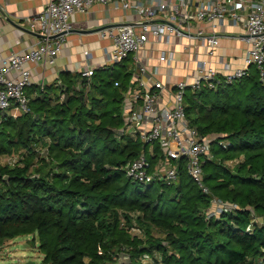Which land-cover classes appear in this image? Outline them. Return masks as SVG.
<instances>
[{
	"label": "trees",
	"instance_id": "trees-1",
	"mask_svg": "<svg viewBox=\"0 0 264 264\" xmlns=\"http://www.w3.org/2000/svg\"><path fill=\"white\" fill-rule=\"evenodd\" d=\"M127 75L120 61L93 70L89 85L81 78L76 89L68 78L28 95L27 113L0 111V158L16 154L0 159V246L28 236L40 264H264V83L256 67L185 91L190 125L214 137L202 165L208 192L183 159L175 182L126 176L140 153L149 161L159 151L154 143L148 159L136 133L113 130L124 124ZM213 199L235 207L215 209Z\"/></svg>",
	"mask_w": 264,
	"mask_h": 264
},
{
	"label": "built area",
	"instance_id": "built-area-1",
	"mask_svg": "<svg viewBox=\"0 0 264 264\" xmlns=\"http://www.w3.org/2000/svg\"><path fill=\"white\" fill-rule=\"evenodd\" d=\"M118 3L128 10L134 21L111 24L99 28V38L111 40L109 61L115 64L133 55L151 38L168 42L171 37L187 40L184 50L190 51V42L206 46L213 55L222 37L229 34L219 31V24L241 25L243 32L237 38L245 44L241 67L226 74L211 64L194 56V76H185L173 84L171 106L159 107L158 96L165 84L156 77L160 67L171 73L175 60L166 51L157 56L158 64L147 68L138 60L130 87L123 91L122 116L124 124L118 134H137L150 148L156 143L161 152L162 168L149 170L150 163L145 153H140L125 168V174L133 181L147 183L156 179L175 182L178 179V161L184 160L187 174L203 191L202 165L210 156L213 136L200 137L190 125L185 113L184 97L187 88L199 89L202 85L215 88L224 81L231 82L247 73L251 65L258 70L264 83V0H49L42 10L27 20V27L37 32L40 40L27 48L0 58V111L12 117L30 111V97L26 89L31 85L28 64L39 61L54 63L60 53L67 33L72 29L71 17L76 11L86 12L94 3ZM208 24V29L203 25ZM227 68L228 64L223 63ZM93 70L80 72V79L89 85ZM115 85H118L115 82ZM79 88V84L75 87ZM63 96H60L62 99ZM14 161L15 155L8 156ZM11 161V162H13ZM236 162L230 161V163ZM215 209L233 204L213 199ZM129 232L140 235L141 230L133 226Z\"/></svg>",
	"mask_w": 264,
	"mask_h": 264
},
{
	"label": "crops",
	"instance_id": "crops-1",
	"mask_svg": "<svg viewBox=\"0 0 264 264\" xmlns=\"http://www.w3.org/2000/svg\"><path fill=\"white\" fill-rule=\"evenodd\" d=\"M48 1L0 0V58L12 52L26 50L40 40L39 34L30 30L26 24L27 20L39 13ZM134 20L135 16L115 2H94L86 12L76 11L71 17L72 29L67 33L63 47L54 63L39 61L28 64L32 85L31 88H27L28 95L32 97L40 91H53V86L63 85L64 80L68 78L76 80L75 84H79L80 78L74 76L80 74L82 70H95L116 65L109 61L111 40L99 38L97 30L107 25ZM203 25L208 29V24ZM218 29L229 34L230 37L221 38L213 55L208 54L206 46H200L197 42H190V51L187 52L186 49L184 50L187 42L185 38L171 37L168 42L149 39L137 51L136 56L129 55L121 61L128 73L124 87L134 84L132 78L135 76L137 60L147 68H151L158 64L157 56L163 51L171 52L175 60L171 73L161 66L160 74L156 77L165 84L158 96L159 107L171 106V90L177 80L185 76H190L189 79H191L194 76L196 70L194 56L211 64L220 74H226L241 67L245 44L235 36L244 31L243 27L240 24L237 26L219 24ZM223 63H227L228 67L226 68Z\"/></svg>",
	"mask_w": 264,
	"mask_h": 264
},
{
	"label": "rangeland",
	"instance_id": "rangeland-1",
	"mask_svg": "<svg viewBox=\"0 0 264 264\" xmlns=\"http://www.w3.org/2000/svg\"><path fill=\"white\" fill-rule=\"evenodd\" d=\"M116 104H113L109 106V109ZM111 108V109H112ZM113 130H120L122 128V125H114ZM151 147V146H150ZM148 146L147 149V157L150 159V154L152 148ZM214 149H217L216 144L214 145ZM160 157L161 152L160 150H156V157H153L149 160L150 167L149 169L152 170V168L159 167L162 168L163 164L160 163ZM11 157H1L2 163H9L13 161L10 159ZM16 158V154H15ZM230 163V162H228ZM231 164V163H230ZM156 189H160L159 184L157 183L155 185ZM133 227V226H132ZM130 227V228H132ZM129 228V229H130ZM143 233V230H142ZM155 235H159V233L156 231L154 232ZM43 255L40 253V251L37 248V243L33 244L32 241L29 240L28 236H18L14 239H11L9 241H6L2 246H0V264H26L28 261L34 262V264H40L41 259ZM141 262L148 261L147 257H139V260Z\"/></svg>",
	"mask_w": 264,
	"mask_h": 264
},
{
	"label": "water",
	"instance_id": "water-1",
	"mask_svg": "<svg viewBox=\"0 0 264 264\" xmlns=\"http://www.w3.org/2000/svg\"><path fill=\"white\" fill-rule=\"evenodd\" d=\"M62 85V84H60ZM118 260L121 262V263H128L129 262V255L128 253H125V252H119L118 253ZM26 264H34V262L32 261H28Z\"/></svg>",
	"mask_w": 264,
	"mask_h": 264
}]
</instances>
